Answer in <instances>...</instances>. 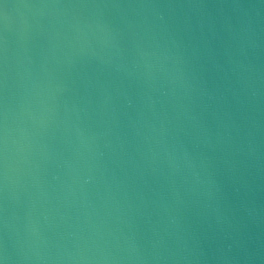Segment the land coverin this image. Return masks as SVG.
Wrapping results in <instances>:
<instances>
[{
	"label": "water",
	"instance_id": "obj_1",
	"mask_svg": "<svg viewBox=\"0 0 264 264\" xmlns=\"http://www.w3.org/2000/svg\"><path fill=\"white\" fill-rule=\"evenodd\" d=\"M0 264H264V0H0Z\"/></svg>",
	"mask_w": 264,
	"mask_h": 264
}]
</instances>
